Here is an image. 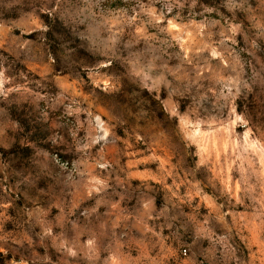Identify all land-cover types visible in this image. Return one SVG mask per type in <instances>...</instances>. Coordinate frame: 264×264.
Returning <instances> with one entry per match:
<instances>
[{"label": "rangeland", "instance_id": "obj_1", "mask_svg": "<svg viewBox=\"0 0 264 264\" xmlns=\"http://www.w3.org/2000/svg\"><path fill=\"white\" fill-rule=\"evenodd\" d=\"M0 264H264V0H0Z\"/></svg>", "mask_w": 264, "mask_h": 264}]
</instances>
